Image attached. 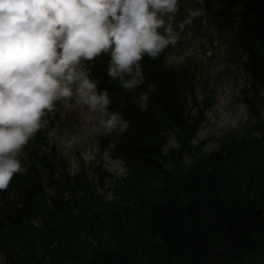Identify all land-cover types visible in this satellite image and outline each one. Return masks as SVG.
<instances>
[{
    "label": "trees",
    "instance_id": "obj_1",
    "mask_svg": "<svg viewBox=\"0 0 264 264\" xmlns=\"http://www.w3.org/2000/svg\"><path fill=\"white\" fill-rule=\"evenodd\" d=\"M226 1V0H225ZM213 0L243 50L247 82L241 90L250 120L242 134H226L205 151L195 139L212 91L196 63H167L170 46L141 61L145 84L130 92L107 76L110 57L87 62V71L112 97L129 129L98 140L88 171H71L55 122L25 147L24 170L0 190V252L5 264H259L264 260V0ZM240 6V10H238ZM228 9H233L236 16ZM228 19V20H225ZM179 30V29H177ZM232 36H230L231 38ZM234 52H236L234 50ZM241 58V56L239 57ZM155 84L149 107L133 102ZM253 91V92H252ZM170 135L177 147L166 150ZM120 159L113 198L96 189L107 178L106 157ZM98 159L99 164H95ZM82 160V158H80Z\"/></svg>",
    "mask_w": 264,
    "mask_h": 264
},
{
    "label": "clouds",
    "instance_id": "obj_2",
    "mask_svg": "<svg viewBox=\"0 0 264 264\" xmlns=\"http://www.w3.org/2000/svg\"><path fill=\"white\" fill-rule=\"evenodd\" d=\"M185 12L176 19L180 0H0V190L24 170L20 153L57 101L74 98L106 136L127 132L129 121L110 110L109 91L82 62L107 54L111 82L133 92L145 84L144 57L176 48L205 15L202 8ZM155 88L134 98L142 111Z\"/></svg>",
    "mask_w": 264,
    "mask_h": 264
},
{
    "label": "rangeland",
    "instance_id": "obj_3",
    "mask_svg": "<svg viewBox=\"0 0 264 264\" xmlns=\"http://www.w3.org/2000/svg\"><path fill=\"white\" fill-rule=\"evenodd\" d=\"M204 12L203 17H197L194 20L193 25L183 36L182 48L176 49L168 62L181 65L188 60H193L202 66V77L209 80L214 103L207 112L206 120L197 134L195 144L203 143L205 151H212L216 149L219 140L224 135L229 133L242 134L250 117L249 110L241 97V89L246 85L247 74L244 72L240 60L236 59L229 49V42L225 41L226 31L218 30L208 13ZM205 18L208 21V27L204 25ZM215 41H218V47H214ZM82 64L84 66L83 62ZM201 84L203 85V82L197 86L199 99H203L206 94ZM86 111V108L81 109L75 104L74 98L63 102L61 106V114L66 119L64 124L66 133L61 138V144L65 155H71L72 151L75 152L74 155L69 156L71 171L73 172L77 170L80 161H84L86 165L93 163V158H96L98 153L96 138L103 132L97 121H85L82 113H86ZM261 111L264 116V108ZM47 124V118L44 116L42 127L44 128ZM69 142H72L71 146H69ZM177 145L176 138L170 135L166 150L177 147ZM77 151L81 155L77 154ZM20 156L23 154L20 153ZM95 164H99L98 159L95 160ZM102 169L111 175H108L102 184L96 180V189L99 193L106 195L107 199H112L113 192L111 189L114 187L115 178L124 177L126 169L120 159H114L110 156L106 157ZM92 170L93 168L88 167L89 172H93ZM0 264H5L1 252Z\"/></svg>",
    "mask_w": 264,
    "mask_h": 264
},
{
    "label": "bare ground",
    "instance_id": "obj_4",
    "mask_svg": "<svg viewBox=\"0 0 264 264\" xmlns=\"http://www.w3.org/2000/svg\"><path fill=\"white\" fill-rule=\"evenodd\" d=\"M202 3H203V5H204V7H205V11L208 13V15L210 16V19L212 20V22L216 25V27L218 28V30H224V31H226V34L228 33V35H230V36H232L229 40H226L225 39V41H228L229 42V49H231V50H235V51H237V55L239 54V57L241 56V58H239V60L241 61V62H244V60L246 59V55L243 53V50L240 48V46L238 45V44H236V43H232V45H230V41L232 42V41H234V33H231L230 32V30H231V27L229 26V24L228 23H226V22H223V23H219L217 20H216V18H215V16H214V13L216 12L215 11V9H216V3H214L213 2V0H200ZM225 1V0H224ZM227 1V0H226ZM225 1V2H226ZM229 11H230V13H232L233 15H235L236 16V14H235V12L233 11V9H228ZM238 10H240V6H238ZM184 16L180 13V14H178L177 15V17H176V19L177 20H179V19H182ZM225 20H228V19H225ZM213 45H214V47H218L219 45H216L215 43H213ZM213 48V47H212ZM201 67V69H203L202 68V66H200ZM242 67H243V65H242ZM243 70H244V68H243ZM244 72H245V70H244ZM200 85V82H199V84H198V86ZM242 90V89H241ZM253 91H254V93L256 92V91H261L260 93H262V95H263V97H264V92H263V88H262V86L261 85H258V86H253V89H252ZM252 91V92H253ZM257 93V92H256ZM243 95V94H242ZM241 95V97H242V101H243V96ZM206 96V95H205ZM213 99L211 98V100H209V104H210V108H211V106L213 105ZM244 104H245V102H244ZM246 105V104H245ZM247 107V106H246ZM252 108H256V107H258V108H260L261 110L264 108V105H260V106H254V105H252L251 106ZM209 108V109H210ZM209 109H205L204 110V114H205V116L207 115V112H208V110ZM202 128V127H201ZM86 166H89V167H91L92 166V164L91 165H86ZM108 175H111V174H109L108 172H107V176ZM256 215H257V217H264V211H262V209L261 208H258V210H257V212H256ZM262 262H264V260L262 261ZM259 264H261V263H259Z\"/></svg>",
    "mask_w": 264,
    "mask_h": 264
},
{
    "label": "water",
    "instance_id": "obj_5",
    "mask_svg": "<svg viewBox=\"0 0 264 264\" xmlns=\"http://www.w3.org/2000/svg\"><path fill=\"white\" fill-rule=\"evenodd\" d=\"M261 264H264V262H261Z\"/></svg>",
    "mask_w": 264,
    "mask_h": 264
}]
</instances>
